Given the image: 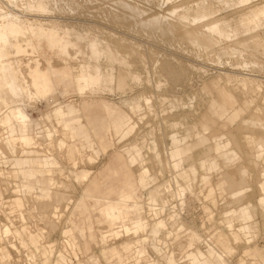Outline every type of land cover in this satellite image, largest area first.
<instances>
[{
  "label": "rangeland",
  "instance_id": "374dc122",
  "mask_svg": "<svg viewBox=\"0 0 264 264\" xmlns=\"http://www.w3.org/2000/svg\"><path fill=\"white\" fill-rule=\"evenodd\" d=\"M118 1L120 0H77L79 11L77 9L71 15H60L59 13L56 15L54 13L40 18L41 21L39 22L41 23H47L45 20L52 18L55 22L52 24L56 28L67 26L75 29L98 30L101 32V37L109 40L111 45L121 54L126 51L130 53L127 58L130 64L128 68L130 72L118 65L114 67L113 62L105 56L98 62V65L101 66V71H99L100 83L103 84L104 88L111 91L117 76L119 79H124L122 80L124 84L127 83L125 92L121 93L117 90L102 92V90H98V94L91 96L87 94L84 98L74 91H69L64 95L56 92L49 98V103L45 100H31L25 103L29 117L32 120L43 122L41 129H33L32 132L36 142L33 147L39 153H23L22 147L17 144L16 154H9L6 156L7 158L0 157V171L4 172V174L0 173V233L5 228L10 230L7 237L0 239V249L3 248L9 253V256L2 258L0 251V264H153L154 262L165 264L161 255L166 252L170 253L172 264H190L187 254L196 249L206 252L207 243L214 245L223 253L222 260L226 264H263L264 211L259 204L261 191L258 186L259 179L261 180L264 175V150L262 157L254 161L249 155L243 137L251 133V129L248 130L247 124H245L247 121L253 126L249 128L258 129L256 127L259 125L264 132V0H253L245 3L240 1L238 4H231L228 8H225L224 5L226 0L221 2L219 0H207L206 3L214 17L203 19L196 26L201 28L204 24L215 19L227 20L229 17H235L236 22L233 23V30L239 31L245 27L249 32L253 31L250 44L255 45L258 49V54L256 51L254 53L257 64H249L250 57L247 50H244L242 54L223 56L220 59L222 62L220 60L217 62L215 53L212 54L211 51L204 50L197 51L187 42L180 40L181 31L176 32L175 35H169L167 32L162 33L157 26L136 25L135 20L121 7L119 8V5H116ZM124 1L133 5L136 4L135 6L145 12L144 18L165 14L171 18L167 15L169 12L167 10L180 11L182 1L189 0ZM62 2L60 5L63 4L62 6L65 8L64 0ZM109 8L110 11H108ZM116 12L125 14V17L121 18L123 23L119 19H113ZM121 13L118 14L122 15ZM254 16L258 17V23ZM28 20L31 21V17ZM256 34L259 36L256 37ZM228 43L232 44L228 41H221L220 45H229ZM83 47L80 45L81 50H84ZM77 60H73L72 65L77 66L80 61L81 63L88 61L91 64L90 71L94 73L95 65L91 62L88 52L85 51L82 58L79 59L80 61ZM20 63L23 68H26V59L21 60ZM244 63L248 64L242 68ZM163 66L166 67L165 71L161 69ZM170 68L179 72L178 78L175 79L169 71H166ZM161 70L164 72L161 73ZM159 79L160 84H158ZM58 81H60L59 78ZM98 84L96 87L99 86ZM118 88L120 89V85ZM222 90L233 98L231 108L238 111V117L233 122L228 119L219 120L211 108V100L217 99ZM135 96H140V98H130ZM163 97L167 100L179 99L181 102H191L192 106L188 108L187 106H179L172 109L168 101L157 100ZM83 99L91 103L89 115H103L104 112L100 106L102 101L121 106L120 100L122 99L123 104L128 109L133 107L135 112L131 113L123 108L132 121L127 131L133 130L122 139L114 138L113 146L106 152L98 151L95 153L91 148H88V142H93L91 137L95 136V133L87 126L85 130L89 139H79L74 143L76 148L85 147V149L81 152V157L77 158L76 164L73 165L67 160V142H64L62 152L56 148L57 139H61L63 136L61 126L55 121V118L47 121L45 116L51 118V115L60 108V103L79 105ZM78 115L79 113L76 111L73 117L78 118ZM174 123L178 124L175 127L171 126ZM194 127L197 132L204 133L206 137L210 138L208 143H212L211 136L213 135L225 137L228 134L231 137L228 139L230 142L228 147L233 146L237 152V157L232 164L225 166L219 159L220 170L206 172L199 164V149L196 148L191 152L196 168L195 175L190 174L187 163L183 164L181 172L177 174L169 157L170 137L176 132H181L183 128L193 130ZM241 128L243 129L242 133ZM45 129L55 131L50 142L40 138L39 131ZM3 134V129L0 127V138ZM152 141L156 143L159 157L155 150L152 151ZM21 144L23 147L28 145ZM130 146L139 148L140 157L144 156L143 166L148 169L150 176L154 177L150 187L155 185L169 186L168 191L163 189V191L150 193L156 197L159 205H163L161 197L158 196L159 192H162L163 200H167L162 211L158 212L156 216L153 217L151 214L146 195L141 190L137 191V196L142 203L143 210H135L130 215L148 221L149 231L147 232L157 226L154 221L165 219L167 226L164 231L170 234H161L165 239L157 242L152 241L145 233L139 232L138 237L141 240L147 237V240L142 242L145 253L141 257H137L132 250L127 258L124 256L122 261L116 262L114 258H110L108 255L105 257L102 254L103 245L99 241L100 234L109 228L100 218L99 207H96L97 204L94 203V200L86 201L90 210L88 220H86V215H80L74 209L82 189L88 183L77 180L75 173L81 170H89L91 177L101 174L102 181L112 182L111 184L114 186L117 176L110 175L107 168L112 167L122 173L121 164L117 159L122 158L123 160L124 149H128ZM94 147L97 150L96 144ZM154 155L157 156V161ZM43 156L54 162L52 167L54 172L51 175L58 181L62 179L67 187L61 188L69 191L68 193L56 187L68 195V198L64 200L66 203L64 201L59 204L52 203L51 209L49 208L50 210L46 214L42 213L40 209L38 210L39 207L35 205L37 202H34V195L31 196L19 191L21 190L17 186L19 180L9 176L12 174V169L18 159ZM89 158L91 159L89 160ZM240 166L245 167L248 171L245 175V193L237 200H233L230 192L239 186H232L230 178L234 177L237 181L239 180ZM130 169L136 176L139 165L135 163ZM6 172H8V176ZM204 176H207V181H203ZM245 205L252 206L255 215L247 222L250 226L249 233L243 236L238 228L245 221L238 218L236 212ZM157 207L160 206L157 205ZM69 219L75 220L85 230L83 238L75 239V246L70 244L69 235L64 233L71 227ZM51 221L54 222V226H51ZM229 223H232L230 229L227 227ZM22 229L37 236L38 249L32 246H21L14 231H21ZM114 230H120L119 226H114ZM89 234L95 238L90 240ZM135 235L137 234L125 235L121 231L119 237H109L105 247H115L121 251V243L126 239L135 242ZM218 239L223 242L225 248H228L224 249V252L221 246L215 245V241ZM84 242L88 243L87 248H83ZM153 245L158 250L153 248Z\"/></svg>",
  "mask_w": 264,
  "mask_h": 264
},
{
  "label": "crops",
  "instance_id": "0c3cea01",
  "mask_svg": "<svg viewBox=\"0 0 264 264\" xmlns=\"http://www.w3.org/2000/svg\"><path fill=\"white\" fill-rule=\"evenodd\" d=\"M54 44L55 43L53 41H34L32 46L29 47L32 49V51L27 49L23 55H20L19 66L21 70L23 69L22 72L25 75V80L27 78L28 82L35 81V85L32 87V93H34V97L32 98L33 101L46 99V102L49 103V98L52 97L56 92L64 95L69 91H74L76 94L84 98V96L87 94H89V96L98 94V90H102V92H113L114 90H117L123 93L127 89L125 86L127 83L124 84V81H122L124 79L120 78V80L116 75V82L113 85L111 91H109L107 88H104L103 84L101 83L98 84V87H96V85L91 82L89 76L91 73V64L88 61L86 63H81L80 60H77L80 61L79 64L77 66L72 65V61L76 59L72 58L68 60L66 56L58 50V46ZM23 59L27 60L26 68L21 66L20 62ZM57 60L62 61V63L52 67L51 64ZM58 78L60 81H58ZM82 80L86 83L82 88H79V82ZM118 85H120V89L118 88ZM34 90L35 92H33ZM130 98H140V96ZM164 99L165 102L168 101V104L172 109H176L179 106H187V108L192 106L191 102H181L179 99L167 100L165 97ZM232 101L233 98L223 90L219 92L217 99L211 100V108L219 120L228 119L230 122H233L238 117V111H234L231 108ZM120 104L121 106L118 104L102 101L100 102V106L104 112L103 115H89L91 103L88 100L83 99L79 105H67V103H60V108L58 111H55L53 115H51V118L45 116L47 121H50L51 119L53 120L55 118V121H57V123L61 126L63 136L61 139H57L56 148L62 152L64 148V142L66 141V150L68 153L67 160L75 165L77 158L81 157V152L85 149V147L76 148L74 143L79 139H89V136L85 130L88 126L91 131H94L95 133V136L91 137L93 142H88V148H91L95 153H98V151L103 153L106 152L113 146L114 138L122 139L129 135L133 130L132 129L130 132L127 131L132 121L129 114L123 110V108H125L129 112L135 113L133 111V107L132 109H128L123 104L122 99L120 100ZM76 111L79 113L78 118L73 117ZM42 124L43 122L32 120V123L29 127L28 136L31 138V140H33V145L21 142L28 144L25 146V151L29 154L32 150L34 153H39L38 151L34 150L33 146L36 145V142L32 132L33 129H41ZM177 124L178 123H174L171 126L175 127ZM245 124H247L249 127H253L250 125L249 121L245 122ZM194 128L193 130L183 128L181 132H176L170 137L169 157L171 159L172 167L177 171V174L181 172L183 164L187 163L190 174L195 175L196 168L191 157V152L196 148L199 149V164L206 172L219 171L221 166L219 159L225 166L232 164V162L237 157V152L234 150L233 146L228 147L230 145L228 139L231 138L228 134L225 137L213 135L211 136L213 139L212 143H208L210 138L206 137L204 133L197 132L196 128ZM256 128L261 127L258 125ZM54 132L55 131H51L49 129L39 131V134H41V140L50 142L53 139ZM191 138L192 140H189ZM243 138L245 139V144L249 150L250 157L254 161L259 160L262 157L264 150V132L260 129H254L251 130L249 135H245ZM4 141L5 133L0 138V143L3 145ZM94 144H96L97 150L95 149ZM151 146L152 151L155 150L157 156L159 157L156 143L154 141H152ZM140 153L141 151L137 147L133 148L130 146L128 149H124L123 160L122 158L120 160L117 159V161H119L121 164L122 173H119V171L113 169L112 167L107 168V172H109L110 175L117 176V178H115L116 185L114 186L111 184L112 182H108L107 180L102 181L100 177L101 174L91 177V171L89 170H81L80 172L75 173L77 180L88 183L82 189V193L77 200L74 209L80 215H86V220H88L90 218V210L86 201L94 200V203L97 204L96 207H99L98 213L100 218L109 228V230L100 234L99 241L103 245L102 254L105 257L108 255L110 258H114L116 262L122 261V257L124 256L127 258L129 256L128 254H130L132 250H134V253L137 257H141L145 253V248L142 245V242L147 240V237L141 240L140 237H138L139 232L142 234L145 233V235H148L152 241L157 242L158 240L165 239V237H162L161 234H170L169 232L164 231L167 226L165 219H158L159 221H154L157 226L154 225V229H151L150 232H147L149 231V222L144 219L142 220L137 216L135 217L130 215L131 212L135 210H143L142 203L138 200V190L143 191L144 195H146L147 204L153 217L156 216L158 212L162 211L165 204L167 203V200H163L162 192H159L158 196L161 197L163 205H159L157 203L156 197L150 195V193L154 191H163V189H167L168 191L169 186L162 187L161 185H155L150 187V183L154 180V177L150 176L148 169L143 166V162L145 160L143 155L140 157ZM6 156L8 155L3 153L2 158H7ZM157 156L154 155L155 160ZM90 159L91 158H89V160ZM30 160L32 163L29 165L28 162ZM22 161H24L28 166H33L35 169L54 170V168H52L54 166V162L44 156L18 159L15 163V167ZM135 163L139 165L138 174L136 176L133 175L130 169ZM15 167L12 169V171L15 169ZM247 172L248 171L245 167L240 166L238 171L239 180L237 181L234 177L230 178V184L232 186H239L230 192V196L233 200H237L245 193V175ZM0 173L4 174L3 171H0ZM6 174L8 176V172H6ZM207 180V176H204L203 181ZM258 187L261 191V194L259 195V204L264 211V175L261 180L259 179ZM157 205L160 207L156 208ZM254 215L255 210L250 205L241 206L236 212V216L245 221V224H241L238 228L239 232L243 236H246V234L249 233L250 226L247 224V222L252 219ZM69 221L71 223V227L64 231V233L69 235L70 244L75 246V239L83 238L85 236V230L84 227L79 226L75 220L69 219ZM116 225L119 226L120 230H114V226ZM227 227L230 229L232 227V223H229ZM121 231L125 235L137 234L135 235V242L126 239L121 243V251L115 247L106 248L105 244L107 243L108 238L111 236L119 237ZM2 233L3 237H7V235L10 233V230L5 228L3 229ZM14 234L18 236L21 246H32L35 249H38V240L36 235L30 232H25L24 229L21 231L15 230ZM88 237L90 240L95 238L92 234H89ZM215 245L221 246L223 252L224 249L227 248H225V245L219 239L215 241ZM87 246L88 243L84 242L83 248H87ZM206 247V252L196 249L195 251L189 252L187 254V259L190 261V264H226L222 260L223 253L220 252L214 245L207 243ZM153 248L158 250L155 245H153ZM0 251L2 258L9 256L7 250L4 251L3 248H1ZM262 254L264 256V248ZM161 257L165 264H172L170 260L171 255L169 252L162 254ZM153 264L158 263L154 262Z\"/></svg>",
  "mask_w": 264,
  "mask_h": 264
},
{
  "label": "bare ground",
  "instance_id": "6f19581e",
  "mask_svg": "<svg viewBox=\"0 0 264 264\" xmlns=\"http://www.w3.org/2000/svg\"><path fill=\"white\" fill-rule=\"evenodd\" d=\"M206 1L207 0L182 1L180 11L167 10L169 11L167 15L172 19L167 17L166 14L153 15L151 17L149 16L144 18V11L135 6L136 4L133 5L124 0L118 1L116 5H119V8L121 7L122 10L126 11L130 17L135 20L136 25H144L148 27L150 25L157 26L162 33L167 32L169 35H175L176 32L181 31L182 34L180 35V40L187 42L188 45H191V47L197 49V51L204 50L211 51L212 54L215 53L217 62H219L223 56L227 57L231 55L233 56L234 54H242L244 50H247V52L249 51L250 57V60H248L249 64H257V61L254 58V53H256L258 49L255 45L250 44L251 39L253 38V31L249 32L245 27L239 31L233 30V23L236 22L235 17H229L227 20H222L221 18L215 19L209 23L205 22L206 24H204L201 28L196 27L203 19L206 20L214 17L213 12L209 9ZM221 1L222 0H219V2ZM240 1L245 3L253 0H226V2H224L225 8H228L231 4H238ZM61 2L62 0H0V127L5 133L4 144H0V157H3V153H5V155L16 154L17 144L22 147L23 153H27L21 142L33 145V140H31L28 136L32 119L26 112L25 103L33 100L32 98L34 97V93H32V87L35 85V81L28 82L27 78L25 80V75L22 72L23 69L21 70L19 66V58L20 55H23L27 49L32 51L29 47L32 46L34 41H53L56 46H58V50L68 59L75 58L79 60L82 58L85 51L88 52L91 62L95 65L94 73L92 72L89 75L91 82L94 85L100 83L101 76L99 75V71H101V66L98 65V62L105 56L113 62L114 67L118 65L127 70V72L129 71L128 68L130 67V64L127 58L130 53L126 51L124 54H121L119 50L111 45L109 40H105L106 38L103 39L101 37V32L98 30H92L90 28V30L75 29L67 26L56 28L52 24L55 23L52 18L45 20L47 23L39 22L41 21L40 18L46 15L49 16L54 13H56V15L57 13L60 15H71L77 11V9L79 11L77 0H64L65 8L62 6L63 4L60 5ZM108 11H110V8ZM118 13L116 12L114 14L113 19H119L120 22H122L121 18H124L125 14L121 13L122 15H119ZM29 17H31V21L28 20ZM254 19L258 23V17L254 16ZM258 27H260V24H258ZM256 35V37L259 36L258 34ZM111 37H114V35H111ZM221 41H228L232 44L228 43L229 45L221 46ZM80 45L84 46V50H81ZM256 54H258V52ZM256 54L255 56H257ZM217 62L215 63L214 61L215 64H217ZM61 63L62 61L57 60L52 63L51 66H57ZM247 64L248 63H244V65L242 64V68L246 67ZM165 68L166 67L163 66L161 69L165 71ZM162 70L161 73L164 72H162ZM166 71H169L175 79L176 77H179V72H175L171 70V68ZM158 74L157 76L159 77ZM85 83L86 82L83 80L80 81L79 88H82ZM158 84H160V79ZM33 92H35V90ZM44 100L46 101V99ZM157 100L165 102L164 97L158 98ZM247 128L248 130H253L252 128H249V126H247ZM259 129L262 130L261 128H258V130ZM30 152L34 153L33 150ZM28 163L30 165L32 161L30 160ZM53 172L54 170L52 169H35L33 166H28L24 161H22L20 164H17L10 177L19 180V185L17 183L18 188L21 189L19 191L31 196L34 195L33 197L35 200H33L34 202H37L35 205L39 207L38 210L40 209L42 213L46 214V212L51 209L52 203H63V201L68 198V195L61 192L60 189H57L63 186L66 188L67 185L62 182V179L61 181L60 179L59 181L55 179L51 175ZM66 192L69 193V191ZM51 226H54V222L52 221ZM1 238H3L2 232L0 233V239Z\"/></svg>",
  "mask_w": 264,
  "mask_h": 264
}]
</instances>
